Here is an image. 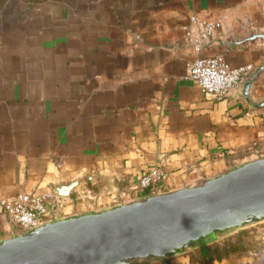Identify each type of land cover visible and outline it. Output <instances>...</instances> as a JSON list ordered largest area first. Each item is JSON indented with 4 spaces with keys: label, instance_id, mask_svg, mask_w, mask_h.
I'll use <instances>...</instances> for the list:
<instances>
[{
    "label": "crops",
    "instance_id": "1",
    "mask_svg": "<svg viewBox=\"0 0 264 264\" xmlns=\"http://www.w3.org/2000/svg\"><path fill=\"white\" fill-rule=\"evenodd\" d=\"M192 15L218 23L200 51ZM262 34L264 0H0V198L56 195L65 219L138 201L155 166L167 194L264 157ZM214 56L251 67L223 100L189 78ZM230 234L145 260L264 264V238L223 250Z\"/></svg>",
    "mask_w": 264,
    "mask_h": 264
},
{
    "label": "water",
    "instance_id": "2",
    "mask_svg": "<svg viewBox=\"0 0 264 264\" xmlns=\"http://www.w3.org/2000/svg\"><path fill=\"white\" fill-rule=\"evenodd\" d=\"M253 218H264V157L199 186L59 219L6 239L0 264H130L165 257Z\"/></svg>",
    "mask_w": 264,
    "mask_h": 264
},
{
    "label": "built area",
    "instance_id": "3",
    "mask_svg": "<svg viewBox=\"0 0 264 264\" xmlns=\"http://www.w3.org/2000/svg\"><path fill=\"white\" fill-rule=\"evenodd\" d=\"M194 27L188 28L186 36L196 51H200L212 36L217 22L190 17ZM189 78L202 93L216 100L228 98L240 90L251 73V67L231 66L222 57H197L188 63ZM166 174L159 166L144 171L138 178L139 198L143 200L160 194V184ZM66 200L56 195L40 196L34 193H19L0 198L3 213L14 224L18 235H26L36 228L61 219Z\"/></svg>",
    "mask_w": 264,
    "mask_h": 264
},
{
    "label": "rangeland",
    "instance_id": "4",
    "mask_svg": "<svg viewBox=\"0 0 264 264\" xmlns=\"http://www.w3.org/2000/svg\"><path fill=\"white\" fill-rule=\"evenodd\" d=\"M223 232H226V234L232 233L230 235H227V239L230 238V241L227 242L231 243L228 245L239 246L240 244L245 243L250 247L253 245L255 246L257 241H261L262 238H264V218H262L261 221L251 219L249 222L245 223L241 227L227 229L224 230ZM219 233L215 232L214 235H217ZM208 239L209 237L208 238L206 237L204 239H199L198 241L192 242L190 245L197 246L198 244H202L203 242H206ZM225 240L223 241L224 243L226 242ZM150 258H156V257H149V259ZM130 264H148V261H146L145 259H137L131 261Z\"/></svg>",
    "mask_w": 264,
    "mask_h": 264
},
{
    "label": "trees",
    "instance_id": "5",
    "mask_svg": "<svg viewBox=\"0 0 264 264\" xmlns=\"http://www.w3.org/2000/svg\"><path fill=\"white\" fill-rule=\"evenodd\" d=\"M201 239H204V238H201ZM230 242H225L224 244V246H223V250H230V249H232L233 248V245H228ZM229 247V248H228ZM210 247L209 246H207V245H201V247H200V250H210L209 249ZM228 248V249H227ZM214 250H218V248H217V246H215V249Z\"/></svg>",
    "mask_w": 264,
    "mask_h": 264
}]
</instances>
